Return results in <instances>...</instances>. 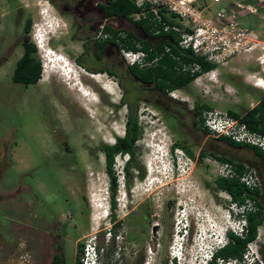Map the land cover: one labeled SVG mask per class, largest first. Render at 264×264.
<instances>
[{"label": "rangeland", "instance_id": "rangeland-1", "mask_svg": "<svg viewBox=\"0 0 264 264\" xmlns=\"http://www.w3.org/2000/svg\"><path fill=\"white\" fill-rule=\"evenodd\" d=\"M236 2L250 4L257 12L235 7ZM65 3L72 2L0 0V264H27L29 224L43 223L41 230H33L40 237L43 230L54 231L58 222L67 229L65 264H76L77 256L83 262L86 248L93 243L100 247L95 258L103 264H173L169 246L181 215L192 224L182 264H201L207 251L200 238H204L202 244L214 245L222 231L245 222L240 205L215 187L216 177L206 161L215 157L211 153L231 157L235 164L242 162L244 169L259 170L262 186L257 197L264 213V159L253 148L234 147L220 136L205 133L194 125L192 113L198 101L210 106L202 116L209 110L219 112L216 118L229 115L228 111L241 114L264 97V90L243 82L247 71H259L264 77V58L259 60L264 54V0H206L212 15L223 7L239 14V31L245 34L237 39V49L215 63L216 81L203 77L202 84L191 82L176 91L185 101L137 81L112 44L97 60L93 44L104 32L103 21L95 12L85 20L63 12L60 6ZM27 18L31 19L27 36L36 46L41 78L25 86L15 83L12 73L24 50ZM122 26L134 29L128 21ZM34 32L43 35V47L33 41ZM60 56L69 60L67 68L74 71L71 78L61 69L68 64L58 60ZM76 58L93 70L107 66L115 73L86 71ZM123 94L138 105L143 133L136 142L135 161L144 174L139 177V169L132 166L129 184L125 176L124 186L118 183L113 211L101 147L123 135L127 115L121 104ZM176 147L189 159L172 161ZM201 149L206 155L198 159ZM127 159L126 154L115 156L113 171L118 178ZM112 211L122 221L118 227L110 219ZM154 223L158 224L151 227ZM202 232L204 236L191 245L193 234ZM42 248L35 249L38 259ZM261 249L264 221L243 261L249 259L246 263L251 264V254L258 250L256 255L264 263Z\"/></svg>", "mask_w": 264, "mask_h": 264}, {"label": "trees", "instance_id": "trees-1", "mask_svg": "<svg viewBox=\"0 0 264 264\" xmlns=\"http://www.w3.org/2000/svg\"><path fill=\"white\" fill-rule=\"evenodd\" d=\"M107 15H118L126 17L132 20V16L141 10L133 0H109L106 6H104ZM164 21L169 20V16L164 14L163 10H159ZM134 23L142 31L141 38L133 31H126L124 34L120 30H115L110 27L103 28L104 32H108L111 36L106 39H95V57L97 60L102 59L109 44L127 49L137 50V42L140 41L142 49L149 52L150 57H153L154 51L163 50L165 45L170 47V52H165L158 59V61L150 66L140 68L137 65L127 66L129 73L144 86L151 88L152 90L166 95L169 91L174 89H181L186 87L192 82L194 77L198 74L188 72H182L178 68V62L181 61H197L201 63L202 71H208L215 67V64L208 61H204L201 57L194 55L181 54L177 48L178 34L173 31H164L161 29L159 33L155 31L161 28L160 24L150 20L149 18L140 17L133 20ZM170 21V20H169ZM31 19L27 18L25 22V35L23 39L24 51L22 56L17 60L15 68L12 73V80L15 83H20L25 86L36 83L41 78V64L37 56V49L34 43L29 41L27 33L30 30ZM155 49V50H154ZM190 53V52H187ZM174 55H179L180 59L174 58ZM77 64L83 69L89 72H106L108 74H114L115 71L110 67H100L97 70L87 67L80 59L76 58ZM122 85V83H121ZM125 94V93H124ZM123 94L121 104L127 108V115L124 124L123 135L117 136L115 141L111 145H103L102 151L105 155L106 172L109 176V189H110V207L114 211L116 209V192L118 189V180L113 166L116 155H128V159L123 164L124 176L126 177L125 183L129 184L131 172L130 169L136 167L139 169V177H142L144 170L135 161L136 155V142L140 139L143 131L138 120V105L136 101L126 100ZM174 100V99H172ZM176 101V100H175ZM162 109L167 111V107L163 104L159 105ZM210 106L204 103L196 102L192 108L193 123L196 127L207 133V130L202 126V112L204 109H209ZM229 115L239 118L241 122H244L247 128L251 131L264 134V97L261 98L257 104L247 109L243 113H237L234 111H228ZM220 139L225 140L228 144L234 147H250L253 148L255 153L264 159V150L257 146L246 144L243 142H236L225 136H220ZM182 145V144H181ZM186 153L193 156L191 150L184 145L182 146ZM220 160L233 161L231 157L216 155L211 153ZM206 155L204 149H201L198 153V159H202ZM236 168L239 173L244 170V164L236 161ZM215 187L218 190L227 192L230 195V201L237 205L245 204L246 197L252 198L254 206L251 209H246L242 212L245 219V226L242 230V234H234L229 232L228 241L222 247L218 248L213 253V260L210 264H216L217 258L223 260L239 259L243 260V255L247 251L248 244L254 241L258 236L259 226L264 221V213L262 211V203L258 199L257 195L259 188L249 189L243 183L236 178H223L216 177L214 180ZM111 212L110 219H113L114 227H118L122 224L121 220H116L115 213ZM114 227L112 229H114ZM99 252L100 247H96ZM83 251L82 245L79 248ZM262 260L264 261V250L261 249ZM80 257L75 258V263L79 264ZM100 264H103L100 262Z\"/></svg>", "mask_w": 264, "mask_h": 264}, {"label": "built area", "instance_id": "built-area-1", "mask_svg": "<svg viewBox=\"0 0 264 264\" xmlns=\"http://www.w3.org/2000/svg\"><path fill=\"white\" fill-rule=\"evenodd\" d=\"M135 3L141 7V10L134 14L133 19H138L140 17L149 18L150 20L160 24L161 28L157 29L155 33H159L162 30L164 31H173L178 34L177 39V48L181 54L184 55H194L201 57L204 61L210 63H217L222 60L226 55H229L232 51L237 49L239 42L237 39L244 36V32L239 31L241 27L238 24L237 18L239 14L232 12V10L227 7L220 8L214 15L210 13V9L206 0H133ZM212 2H220V0H211ZM235 7L238 8H247L251 13H256V8H252L250 4H243L240 2L234 3ZM163 10L164 14L169 16L168 21L162 19V15L159 10ZM37 33L32 34L33 41L36 42ZM138 45L137 50L127 49L125 47L119 48L120 56L123 62L127 66L137 65L140 68L150 67L154 65L158 59L165 52H170V47L165 45L163 50H156L153 53V57H150L149 52L140 48ZM250 49V48H249ZM190 52V53H187ZM174 58L180 59L179 55H174ZM264 57L259 56L261 61ZM178 68L182 72H188L198 74L192 80V83L195 85L202 84L203 77H207L208 80H217V71L216 69H210L208 71H202L201 63L197 61H181L178 62ZM253 84L255 85L258 82L264 84V77H256ZM214 78V79H213ZM260 88V87H259ZM230 89V88H229ZM228 89V90H229ZM264 90L263 88H261ZM174 89L168 92L170 97L175 99H180V101H185L187 98L179 96ZM233 89H230V91ZM217 111H204L203 113V124L202 126L207 130L209 135L213 136H225L236 142H243L253 146H257L264 150V134L258 133L256 131H251L247 128L244 122H241L239 118L227 115L226 113L220 115L219 118H216ZM173 159L177 163L180 159L188 158L184 150L180 147L175 148V152L172 154ZM207 163L211 167L212 173L215 177L223 178H236L241 183H243L249 189H255L260 186V180L258 177L257 170L255 168H245L242 173H239L236 168V164L233 161L229 160H220L216 157L207 158ZM118 183L120 182L124 186V172L122 171L119 178L117 177ZM229 198L230 195L224 191ZM254 201L250 197H246L245 204L241 205L242 212L246 209L253 208ZM245 220V219H244ZM175 232L172 238V242L169 246V255L171 262L175 261L173 264H182L184 260V246L189 243L191 237L190 230L192 224L189 223L187 216H180V219L175 222ZM158 223L152 224V226L157 225ZM245 226L237 224V227L230 226L229 230L222 231L220 239L214 245L207 246L202 244L204 242V233L197 234L194 233L192 236L191 245L196 244L197 237H202L199 240V243L202 246L203 251H207L206 256H203L201 264H210L213 260V253L218 248L222 247L228 241V232L234 234H242V230ZM258 250L251 254V264H264L261 262V258L258 255ZM97 250L95 244H89L86 248V257L83 262L80 264H90L91 257L97 255ZM257 254V255H256ZM243 255V260L244 256ZM232 259V260H223L222 258H217L216 264H250L248 261Z\"/></svg>", "mask_w": 264, "mask_h": 264}, {"label": "flooded vegetation", "instance_id": "flooded-vegetation-1", "mask_svg": "<svg viewBox=\"0 0 264 264\" xmlns=\"http://www.w3.org/2000/svg\"><path fill=\"white\" fill-rule=\"evenodd\" d=\"M70 1L72 3H65L61 6L59 5L63 12H67L69 14H75L77 18H81V20L87 19L88 15L91 12H95L98 18L100 19L99 21H103V23L101 24L102 29L105 27H110L115 30H120L121 32L133 31L141 38L142 31L133 21L136 19H133L132 17V20H129L123 16H118L115 14H112V15L106 14L104 6L107 5L109 0H70ZM98 18H96L95 20H97ZM107 20L110 23H106ZM127 21L132 23V25L134 26V29L127 30L123 28L122 26L123 22H127ZM23 29H24V34L22 37V42H23L24 35H25V25L23 26ZM137 31L141 32V34H138ZM110 36L111 35L108 32H103L101 33V35L99 34L95 39H98V40L106 39ZM137 44H139L140 47L142 46L140 41H138ZM256 170H257L258 177L260 180V186L257 188H260L262 186V176L259 170L258 169ZM36 224L34 226L32 225V223L29 224V229H27V234L25 237L26 238L25 240L26 251L28 252V263L27 264H38L39 262L40 264H65V255H64V250H63L64 240L67 238V229H66L65 223L58 222L57 224H55V226H53L54 231L53 230L52 231L43 230L44 235H41L40 237L39 236L36 237L34 235L33 230L35 228L36 229L42 228L41 225L43 223L42 224L36 223ZM40 246L41 248L44 247L45 249L43 253L41 252L39 254V259H38V257L35 255V249H37ZM95 247H97L96 244H95ZM97 264H100L99 259H98Z\"/></svg>", "mask_w": 264, "mask_h": 264}, {"label": "bare ground", "instance_id": "bare-ground-1", "mask_svg": "<svg viewBox=\"0 0 264 264\" xmlns=\"http://www.w3.org/2000/svg\"><path fill=\"white\" fill-rule=\"evenodd\" d=\"M36 40H37V45H38L39 47L42 46V45H40V44H42L43 35H42V34H41L40 36L37 35V36H36ZM43 46H44V44H43ZM43 46H42V47H43ZM263 58H264V57H263ZM55 60H56V59H55ZM58 60L67 62L68 65H66L65 67H61V69L64 70L65 75H67L68 77L71 78V76L73 75V72H74V71H73L72 69L70 70L69 68H67V67L70 66V63L68 62L69 60L67 61V59H65L63 56H60V57L58 58ZM262 60H263V59H262ZM262 60H261V62H262ZM57 62H58V61H57ZM263 63H264V61H263ZM46 67H47V66H46ZM48 68H49V66H48ZM48 68H47V69H48ZM45 69H46V68H45ZM44 72H46V71H44ZM92 77L94 78L95 76L92 75ZM255 86L264 89V84H263L262 82H258V83H256ZM85 95L88 96V95H90V93H89V94L86 93Z\"/></svg>", "mask_w": 264, "mask_h": 264}, {"label": "crops", "instance_id": "crops-1", "mask_svg": "<svg viewBox=\"0 0 264 264\" xmlns=\"http://www.w3.org/2000/svg\"><path fill=\"white\" fill-rule=\"evenodd\" d=\"M238 72L237 73H241V70H237ZM249 74H248V76H251V75H255L256 77H262V74L259 72V71H247ZM248 76H246V77H243V82L246 84V85H250V86H252V87H255V88H259V87H257V86H255L254 84H253V81L251 80V78L250 77H248ZM261 89V88H260Z\"/></svg>", "mask_w": 264, "mask_h": 264}, {"label": "clouds", "instance_id": "clouds-1", "mask_svg": "<svg viewBox=\"0 0 264 264\" xmlns=\"http://www.w3.org/2000/svg\"><path fill=\"white\" fill-rule=\"evenodd\" d=\"M172 154H173V152H172ZM172 158H173V156H172ZM228 234H229V232L227 233V236H228ZM90 260H91V263L90 264H97L98 263V257H96V258H95V256L94 257H91Z\"/></svg>", "mask_w": 264, "mask_h": 264}]
</instances>
